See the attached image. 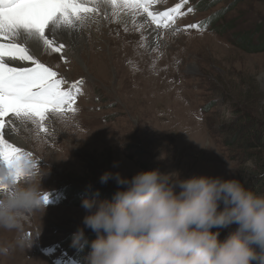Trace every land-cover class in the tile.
I'll return each mask as SVG.
<instances>
[{
  "label": "rangeland",
  "instance_id": "rangeland-1",
  "mask_svg": "<svg viewBox=\"0 0 264 264\" xmlns=\"http://www.w3.org/2000/svg\"><path fill=\"white\" fill-rule=\"evenodd\" d=\"M197 1L158 0L156 10L181 5L183 13L173 28L159 30L139 15L117 22L110 16L112 6L101 3L82 29L86 36L78 60L60 35L46 39L64 45L63 58L45 49L44 42L42 51H33L18 32L17 43L63 77L77 100L75 112L49 114L47 132L20 121L9 129L21 135L19 143L10 134L7 138L31 154L48 202L18 229L0 228V264H85L89 251L77 262L79 247L68 240L84 227L86 211L65 190L99 189L112 198L123 186L115 179L102 184L106 171L127 178L152 168L175 171L182 179L235 177L264 193V148L253 142L247 146L231 124L244 123L248 113L264 129V52H245L233 39L264 24V0H205L206 8L192 5ZM216 12L222 19L214 29L207 19ZM51 20L43 32L50 30ZM193 24L199 27H186ZM149 27L157 31L155 42L149 40ZM81 79L82 84H73ZM203 105L208 115L202 114ZM249 134L264 142V130ZM235 227L220 229V239ZM84 232L87 239L95 237L86 227Z\"/></svg>",
  "mask_w": 264,
  "mask_h": 264
},
{
  "label": "clouds",
  "instance_id": "clouds-1",
  "mask_svg": "<svg viewBox=\"0 0 264 264\" xmlns=\"http://www.w3.org/2000/svg\"><path fill=\"white\" fill-rule=\"evenodd\" d=\"M41 177L27 168L20 182L0 170V228L18 229L44 204ZM115 179L111 199L85 195L84 227L72 234L76 247L87 245L85 264H264V193L240 179L193 175L180 178L159 168ZM222 205V207H221ZM236 227L220 239V229ZM23 244V241H20Z\"/></svg>",
  "mask_w": 264,
  "mask_h": 264
},
{
  "label": "snow or ice",
  "instance_id": "snow-or-ice-1",
  "mask_svg": "<svg viewBox=\"0 0 264 264\" xmlns=\"http://www.w3.org/2000/svg\"><path fill=\"white\" fill-rule=\"evenodd\" d=\"M101 3L110 4L114 15H139L150 24L171 29L181 5L164 12L155 9L158 0H0V170L7 169L19 180L34 164L30 153L10 142L9 129L16 122H31L46 131L44 124L49 114L76 111V93L65 87L67 81L41 63L26 48L17 43V29L21 26L36 29L43 36L48 21L59 14L60 22L70 29H83L96 14ZM189 12L193 9L189 8ZM186 27L197 28L193 24ZM178 30V29H177ZM45 49L60 53L64 45L45 39ZM31 66H15L12 62ZM83 80L73 82L82 84ZM48 196H44L47 204Z\"/></svg>",
  "mask_w": 264,
  "mask_h": 264
},
{
  "label": "trees",
  "instance_id": "trees-1",
  "mask_svg": "<svg viewBox=\"0 0 264 264\" xmlns=\"http://www.w3.org/2000/svg\"><path fill=\"white\" fill-rule=\"evenodd\" d=\"M207 1L205 0H199L196 2V5L198 6H203L206 8ZM203 4V5H202ZM216 12L214 13L213 16H210L207 21L210 22V24H212V27L214 29H216L219 23V21L222 19V15ZM264 22V19H262ZM233 39H234V43L235 45L242 49L245 52H264V24L261 25L260 23L255 24L250 30H246L244 32H241L239 34H234L233 35ZM202 114L204 115H208L209 114V109L208 106L203 105L202 108ZM244 118H246L244 123L241 122H235V123H231L233 132L236 133L239 137L241 135H243L242 137V141L245 142L246 139V145H252L253 143H256L257 145H261V147L264 148V142L261 141H257L255 136L249 133H255V131L260 132L264 129L263 126L260 124L259 120L256 118L251 117L250 114L245 113L244 114ZM248 135H250V137H248ZM253 142V143H252ZM262 188H264V185L262 186ZM98 190V191H97ZM97 190H85V188H74L72 190H70V188H67L65 191L69 194H67L68 198L70 200H72L74 203V205H78L76 203H81L82 202V198L85 195H88L89 197L95 196L97 199H111L110 197V193L107 192H99V189ZM72 191V194H71ZM97 191L95 194H93V192ZM101 191V190H100ZM61 198H64L66 195L64 193L60 194ZM90 239V238H89ZM87 239L89 242L93 239H95V237H92L90 240ZM72 240V237L69 238L68 241ZM90 251V248L85 245L84 247H79L78 250L76 251V254L74 255L75 258L77 259L78 257H82V255L87 252ZM77 262H80L79 259L76 260Z\"/></svg>",
  "mask_w": 264,
  "mask_h": 264
},
{
  "label": "bare ground",
  "instance_id": "bare-ground-1",
  "mask_svg": "<svg viewBox=\"0 0 264 264\" xmlns=\"http://www.w3.org/2000/svg\"><path fill=\"white\" fill-rule=\"evenodd\" d=\"M110 16L116 18V21H117L119 19V17L122 16V19H126V16H128V15L120 14L117 16V15H114L112 12V14H110ZM95 22H96V20H95ZM47 28L50 30H45V32H43V36H41L39 31L36 29L25 28L23 26H21L20 28L17 29V33L21 32L22 35L20 33H18V35L20 34V36H21L20 38L22 39V41L26 42L29 46H31L33 51H36V52L43 50V47H44L43 42L46 39V37H53L54 35H60L62 37V40L64 39L66 41V43L71 46L70 49H72L73 57H75L78 60L77 51L83 47L84 39L86 36V34H84L85 32L83 33L82 29H77L75 31H74V29H70L69 26L60 22V16L59 15H57L56 18H54L53 20L50 21V25H48ZM146 32L149 35V40L151 42H155L157 35H158L157 31L154 30L153 28L149 27L148 30H146ZM16 38H18V37H16ZM143 38H145V37H143ZM13 64L15 66H17L20 63L19 62L18 63L13 62ZM20 66H27V64L21 63ZM9 134H10L11 140L14 143H19V139H22L20 134L16 135V134H14V132H9Z\"/></svg>",
  "mask_w": 264,
  "mask_h": 264
}]
</instances>
